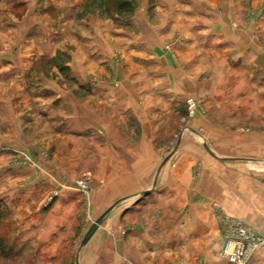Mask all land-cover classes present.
Returning <instances> with one entry per match:
<instances>
[{"label":"crops","instance_id":"obj_1","mask_svg":"<svg viewBox=\"0 0 264 264\" xmlns=\"http://www.w3.org/2000/svg\"><path fill=\"white\" fill-rule=\"evenodd\" d=\"M34 1H9L14 8L26 7L25 13L30 12L26 20L20 14L9 22L7 9L0 7V84L14 86L8 98L0 86V125L18 128L20 123L39 122L60 137L65 135L60 128L65 127L84 134L80 132L89 129L86 123L58 116L65 108H74V93L86 92L104 103L112 99V125L118 130L128 127L129 134L135 129L141 133L140 148L128 149L118 143L127 139L112 132V171L131 174L133 189L145 190L156 179L155 191L130 195L135 197L120 214L129 224L128 237L139 247L124 248L126 263L231 264L213 243L219 233L217 212L264 234V212L257 216L249 200L254 195L252 182L240 176L245 167L226 164L264 156V130L243 131L236 126L245 122L258 126L261 119L264 123L259 99L264 93V0H250L249 5L245 0H135L114 10L99 9L105 16L91 23L78 18L83 0L68 6ZM43 8L52 10V18L42 23L32 10ZM257 9L261 14L253 12ZM59 21L66 25L64 32L55 31ZM5 31L12 37L6 40ZM71 35L76 40L70 41ZM170 37L172 54L163 49ZM70 42L76 50L67 47ZM54 55L66 59L69 69L60 77L75 81L73 86L54 87L51 76L33 69L36 61L51 60ZM108 72L115 85L107 81ZM56 92L62 94L58 103L46 95ZM188 97L197 104L203 98L204 110L201 113L196 104L188 118L190 132L182 133L179 147L172 151L149 148L150 132L154 135L165 127ZM243 110L247 114L241 116ZM73 193L59 195L44 212L36 203L35 211L26 213L25 202L33 200L16 197V214H23L22 219L28 216L31 224L23 227L28 225L31 236L59 240L74 228V216L64 218L78 204ZM166 206H172V218L176 220L177 214L179 222L170 234L158 230L154 234L149 222L164 218ZM63 210L67 213L58 216ZM62 219L67 221L64 234ZM38 246L47 248V244ZM246 264H264V253L257 250Z\"/></svg>","mask_w":264,"mask_h":264},{"label":"rangeland","instance_id":"obj_2","mask_svg":"<svg viewBox=\"0 0 264 264\" xmlns=\"http://www.w3.org/2000/svg\"><path fill=\"white\" fill-rule=\"evenodd\" d=\"M9 1L13 0H0V7L5 6L4 9H7V11L5 10V17L9 19V22H11L13 15L20 14L22 19L25 18L24 20H26L27 16L30 15L28 11L25 13L26 7L14 8V4ZM51 1L60 6H68L67 3L71 5V3H77V1L81 2L80 0ZM132 1L135 2V0H83V8L78 18L81 21L83 18L91 23L92 19L97 20L100 15L105 16L106 13L101 12L99 9L102 8L104 11L114 10L116 5H130ZM245 1L247 4L250 2V0ZM38 2H47L48 4L49 0H35L33 4ZM32 11L36 12L32 15H35L42 23L44 21L48 22V19L52 18V10L50 9L43 8L39 10L40 12ZM253 12L261 14L259 9ZM54 15L58 14L54 13ZM1 18L3 17H0V22H2ZM57 25L60 27L55 31L64 32L66 25H63L60 21L57 22ZM74 28L77 29L76 25H74ZM29 31L33 30L27 32ZM69 31L71 32V29ZM4 37L5 39L7 37L11 38L12 34L6 33ZM75 37V35H71L69 37L70 41L74 40ZM173 43L172 37L166 39L163 49L172 54ZM74 45L73 42H70L67 47L70 50H76ZM65 62L66 59L63 56L54 55L51 60L36 61L33 69L51 76L50 79L54 87L63 85L71 87L75 84V81L60 77V74H64L69 69ZM107 76V81L111 85H115L112 74L108 72ZM250 80L252 81V78ZM0 86H3V90L7 93L5 98H8L7 95H10L14 86L9 82L1 83ZM46 95H50L58 103L62 94L56 92ZM74 95L76 99L74 108H65L58 116L62 120L66 117L69 119V116H71L76 123H86V127L89 129L80 132L84 134L78 135L75 130L72 131L70 127H65L66 129L60 128L59 133L61 134L64 131L63 134H65L60 137L51 134L48 125L43 126L39 122H33L29 125L20 123L18 128L17 125L15 127L13 124L0 125V264H104L111 261L118 264H127L124 248H139L136 242L133 243L128 237L129 224L125 222L120 214H122L123 208L130 205L135 197L130 195L140 194L141 191L146 189L149 193L155 191L156 179L145 190L133 189L131 185H135V181L131 179V174L112 171V168H114L112 166V132L115 136L121 135L124 139H127L118 143L128 149L140 148L139 136L141 133L135 129L132 134H129L131 132L128 127L124 128L122 126L118 130L115 124L112 125V99L109 98L110 101L104 103L97 101L98 98L92 97V94L86 92H78ZM192 99L197 104L196 100ZM259 99L262 102L260 112L263 115L264 93L261 94ZM198 101L200 103L197 104L196 108L198 109L199 106L202 113V110H204L202 106L203 98L198 99ZM243 113L246 115L247 111H241V116H243ZM190 116L186 100V105L182 104L180 106L178 114L169 119L165 127L154 133V135L150 132L151 138L148 141V147L164 151H172L178 148L182 133L187 134L190 132L188 129V118ZM248 123L245 122V124H237L236 126L238 128L242 127L243 131L251 128L264 130L262 119L258 126H252ZM201 137H198L199 141H203ZM168 159L169 157L165 161L163 159V162ZM221 164H224V162ZM226 164L231 166L238 164L240 165L239 169L242 166L245 167L244 174L241 173L240 176L243 180L252 182L254 195L249 200L252 202L257 216L261 215V211L264 212V156H254L237 163L227 162ZM151 176L154 178L155 174H150ZM69 191L74 192L78 204L73 205L74 208L71 213L63 210L58 213V216H61L63 212L67 213L64 216L66 220L69 215L74 216L75 219L71 222L72 227H74L72 233L68 235L66 231L64 234L63 228L66 226L67 221L62 219L61 231L64 235L59 240L54 239V237L46 238L42 234L36 237L31 236L29 230L26 229L28 225L26 228L23 227L24 224H31L27 218L28 216L22 219L23 214H16L19 205L15 202L16 197L29 196L30 201L33 200L32 202H29V200L25 202L24 211L26 213L29 210L34 212L36 203L41 204L40 208L44 212L53 205L52 203L59 195L66 194ZM124 196L129 197L117 202L99 225L100 227L95 236L86 245L79 248L80 239L90 223L104 208ZM63 207L65 208V206ZM152 208L149 207L151 211H154L155 209ZM171 210L172 206H166L164 218L159 222L156 220L149 222L150 231L154 234L157 230L159 234H170L174 225L179 222L177 214H174L176 220L172 218L173 212ZM215 215L219 233L216 232L218 236L213 239V243L215 248H219L221 242L220 226L217 220L219 214L216 213ZM37 235H39L38 230ZM157 238L154 236V240ZM45 244H47V248H39L38 246ZM112 248H117L115 254L112 253Z\"/></svg>","mask_w":264,"mask_h":264},{"label":"built area","instance_id":"obj_3","mask_svg":"<svg viewBox=\"0 0 264 264\" xmlns=\"http://www.w3.org/2000/svg\"><path fill=\"white\" fill-rule=\"evenodd\" d=\"M187 105L192 115L195 101L187 98ZM217 213L221 234L220 254L224 259L231 264H245L257 250L264 253V234L225 213Z\"/></svg>","mask_w":264,"mask_h":264},{"label":"water","instance_id":"obj_4","mask_svg":"<svg viewBox=\"0 0 264 264\" xmlns=\"http://www.w3.org/2000/svg\"><path fill=\"white\" fill-rule=\"evenodd\" d=\"M205 148L210 152V150L205 146ZM170 156L167 155L164 158V161ZM147 190L142 191V193H146ZM123 199V198H122ZM118 201H115L113 203H111L110 205H108L91 223L90 225L87 227L86 231L84 232L80 242H79V248L84 246L86 244V242L89 240V238L92 236V234L95 232V230L98 228V226L102 223L103 219L105 218V216L110 212V210L115 206V204ZM77 264V263H76Z\"/></svg>","mask_w":264,"mask_h":264}]
</instances>
